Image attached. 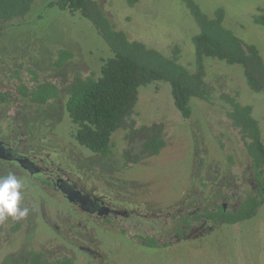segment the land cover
<instances>
[{
	"label": "rangeland",
	"instance_id": "1",
	"mask_svg": "<svg viewBox=\"0 0 264 264\" xmlns=\"http://www.w3.org/2000/svg\"><path fill=\"white\" fill-rule=\"evenodd\" d=\"M52 1L34 0L23 20L5 23L9 28L2 32L1 41L17 46V53L13 52V55L21 60L14 62L20 64L22 75L26 68L32 69L26 62V56L31 61L33 58L37 67L40 63V67L45 68L51 56L61 47L74 54V59L67 67L55 71V82L65 84L71 79L72 72L98 77L100 67L111 56L109 47L88 20L78 12L68 13L51 7L49 4ZM97 1L115 27L124 31L129 40L142 42L165 55H170V51L177 47L180 49L181 64L192 71L191 62L195 59L192 38L198 28L180 0H137L132 6L128 5V0ZM194 1L211 17L217 9H223L224 26L243 42L256 46L264 58V26H258L253 21L256 14L264 11V0ZM209 61L205 63L206 82L214 91L213 103L192 100L193 116L190 119H184L176 110L169 84L152 83L139 88V102L136 104L138 124L135 127L154 123L164 126L167 146L157 157L148 159L139 156L134 165L124 166L120 157L127 153L130 144L125 139L129 128L120 129L112 137L114 159L108 162L110 165L99 167L100 172H91L90 175L88 170L98 167V157H93L90 151L74 141L76 127L67 112L55 117L54 123L49 120L52 124L45 126L43 134L49 131L55 139V148L66 154L63 160L55 157L56 162L77 175L81 180L79 185L86 190H90L96 181L98 184L94 186L101 193H104V188L107 193H110L109 190L116 192L114 184H119L123 194L119 196L124 201L122 206L132 218L122 222L119 220L116 227L104 225L102 229L100 226V229H96V225L90 223L92 221L75 214L59 197H55V202L50 200L45 203L48 228L39 215L34 221L36 228L28 240L32 250L45 252L48 260H51L49 262L57 257H68L75 259L74 264H264V204L248 221L235 225L216 223L184 241L170 240L176 226L167 212L178 213L182 207L188 214L194 208L205 212L220 205L222 196L234 187L241 188L243 193L250 189L247 162L244 161L240 143L233 144L231 141L236 138L234 134L231 135L232 139L229 136L231 130L224 115L228 108L225 103L218 104L219 94L235 95L238 103L253 108L264 142V93L249 90L241 66ZM25 78L28 82L30 77ZM0 83L10 87L11 94L17 87L13 80ZM64 102L63 99L62 105ZM48 115H52L51 111L44 112L40 119ZM224 133L228 138L223 137ZM227 142L229 147L226 149ZM46 148L50 149L48 146ZM137 151L138 148L134 153ZM130 162L131 159L127 164ZM223 176L226 178L222 179ZM204 186H212L220 192L217 199H212L213 203L201 195ZM29 189L35 191L34 188ZM179 197L185 200L186 205H181L183 201L180 202ZM111 198L114 202L115 194ZM34 200L29 193L27 208L32 207L36 211ZM138 208L143 215L149 213L152 216L148 224L142 226L134 220L133 210L138 211ZM139 222H144L141 217ZM7 230L6 221L2 222L0 264H20L19 258L11 252H16L24 242L20 235L21 230L22 234L26 230V225H22L18 235H8ZM51 230L58 232V235ZM141 232L160 240V246H143L141 238L137 236ZM71 240L74 246L67 243ZM147 243L151 244V241ZM78 246L91 250L92 254L77 250Z\"/></svg>",
	"mask_w": 264,
	"mask_h": 264
},
{
	"label": "trees",
	"instance_id": "2",
	"mask_svg": "<svg viewBox=\"0 0 264 264\" xmlns=\"http://www.w3.org/2000/svg\"><path fill=\"white\" fill-rule=\"evenodd\" d=\"M135 2L137 0H128L129 6ZM180 2L187 8L198 28L192 38L195 48L192 71L181 64L180 49L177 47L170 56H165L142 42L130 41L123 31L116 29L95 0L56 1L55 6L59 10L78 12L87 19L112 52V57L103 63L97 79L77 76L67 88L65 109L76 126L73 138L79 146L103 157L110 156L112 136L120 129L130 128L126 137L134 132L133 124L129 123L138 101L139 88L152 83L169 84L175 108L185 119L190 118L192 100L211 99L205 82V63L208 60L241 66L249 90L264 93V58L256 46L243 42L224 26V10L217 9L211 17L194 0ZM33 3L34 0H0V23L23 20ZM253 21L258 26H264V11L256 14ZM59 56L57 66H61L70 54L61 51ZM24 92L37 103H46L59 93L57 87L49 83L39 85L32 93ZM222 99L229 106L226 116L239 129L255 174L262 175L259 170L264 167V144L258 122L253 116V108L241 105L234 98L223 96ZM142 131L141 153L159 155L166 146L163 127L154 125ZM261 192L259 196H249L236 212L225 211L220 207L216 212H205L203 217L229 225L250 220L264 203V193ZM151 245H154L153 241Z\"/></svg>",
	"mask_w": 264,
	"mask_h": 264
},
{
	"label": "flooded vegetation",
	"instance_id": "3",
	"mask_svg": "<svg viewBox=\"0 0 264 264\" xmlns=\"http://www.w3.org/2000/svg\"><path fill=\"white\" fill-rule=\"evenodd\" d=\"M56 1L58 0H53L49 5L51 7H56L55 6ZM95 1L100 7L98 1L97 0ZM100 9L110 20V17L105 13V11L101 7ZM17 22H20V21H17ZM8 28L9 26L5 25V23H0V36H2V32L6 31ZM6 43L7 42L1 41L0 39V81L5 82L6 80H13L17 83V87L14 90V93L11 94L10 87H6L2 85V83H0V176L7 175V173L10 171L14 172L18 176V178L22 179L25 183V188L23 191L22 206L27 207L28 195L30 193L31 197L32 198L34 197L36 200L34 201H35V206L37 208L36 211H34L32 207L29 208L28 214L22 219L14 220L12 218H9L8 220H6V225L8 226V230H7L8 235L11 233L13 235H18L17 233L20 232L22 225L23 226L26 225V230L24 231L23 234L21 230V235H20L21 237L24 238V242L20 245V248L16 252H11V253L14 254V255L12 254L13 256H17L19 258L20 264H74L75 259L73 258L71 259L68 257L67 258L57 257L56 260L54 258V261L49 262L51 260H48L45 252H42L41 250L40 251L32 250L29 245L28 240L34 234V230L36 228V224L34 223V221L36 220L38 215L40 219L44 221L43 224H45L47 228L49 226L47 218H46V214H45V203L46 202H51V201L55 202V197H59L66 204V206L70 210H72L75 214H80L84 216L85 220L92 221L90 223H94L96 225V229H100V227L102 229L104 225L106 226L111 225L113 227H116L118 226L117 224H119V220L120 222H122L124 221V219H129L130 217L132 218L131 214L127 212V210L123 208L122 206L124 201L121 197L123 196V194H121L122 192H120V189L122 187L121 186L118 187L119 184H114V186L116 187L115 188L116 192L109 190L110 193H107L106 188H104L103 190L104 193H101V191L98 190V187L94 186L95 184H98V182L96 181L93 187L90 186L91 187L90 190H86L82 188L79 185V181L81 180L78 178V176L70 173V170L63 168L60 162L59 163L56 162L55 157H57L58 160H63L65 159L66 154L62 153V151L59 150L58 148H55V139L52 136V134L49 131L43 134L44 133L43 130L45 129V126H47V124H52L50 121L54 123L55 117L58 118L59 116H61L63 112L66 111L65 102L67 100V88L74 82L76 77L77 76H80L82 78L92 77V78L97 79L100 76V71H99L98 77H94L93 75H90V74L83 75L82 73L72 72L73 74L71 75V79H69L68 82H66L65 84H60L59 82H55V80L57 79V78L55 79V71H60L61 69L67 67L68 64L71 63L72 59H74V54H72L69 50L63 49L60 47L57 49L56 53H55V49L53 50V52L57 55L56 60H55V54L52 55L50 58L51 60H48V62L50 61L49 65L45 68L40 67V63L38 64V67H37L36 66L37 63L34 61V59L32 58L33 61H31L30 59L28 60V58L30 57L26 56L25 57L27 60L26 62L29 63V66H31L32 69L27 70L26 68L24 71V74L22 75L21 73L22 69H21L20 64L18 65V64H15L14 62L18 60V58H16L13 55L14 54L13 52L17 53L16 52L17 46L15 44H6ZM61 51H65L69 53L70 57H68V59L64 61L61 66H57L56 64L57 62H59V59H60L59 54ZM109 51L111 52L110 49ZM171 53L172 51H170V55ZM162 54L165 55L164 53ZM170 55H165V56H170ZM110 57H112V52H111ZM110 57H108L107 59H109ZM212 61L216 62L218 60H210L209 62H212ZM209 62H207V64ZM101 67H100V70H101ZM190 69H192V67ZM25 75L30 77L28 82L25 81L26 80ZM206 78H207V66H206L205 82H206ZM45 83H49L57 87L59 93L56 98L55 97L51 98L46 103H37V102L32 101L30 96L24 94L25 93L24 91H27L29 93L36 91L39 85H42ZM4 88L6 89L4 90ZM207 89L211 96V99L209 101H203V100H198V99H194V100L199 101L201 103H208V104L213 103L214 91L208 84H207ZM223 96H227L229 98L235 97V95L219 94L218 100L220 102H218V104L220 103L224 104L225 101L222 99ZM63 99L65 100L64 105H62ZM235 99L236 98H234V100ZM138 102H139V97H138L137 104ZM55 105L57 106V109L55 108ZM228 107L229 106L227 105V108ZM136 108L137 106H135L134 108V114L132 117V121L129 123L131 125L133 124L134 132L132 133L130 137H126L127 135L125 136V139H127V141L130 144L127 149V153L121 154V157H120L121 160H123L124 166H127L129 164L134 165L135 164L134 161H137L136 159H139V156H143L146 158L148 157V159L157 157L161 155V153L167 146V143H166L165 148L161 151L159 155H156V156H148V154L141 153L143 137H144L143 136L144 131H142L143 128L152 127L154 125L155 126L161 125L163 127L162 134L164 137V126L162 123L160 124L154 123L152 125L140 126L139 128L135 127L136 124H138ZM47 111H51L52 115H48L43 120H41L40 119L41 115H43L44 112H47ZM224 115L228 123L227 125L230 127V130H231L230 135L227 132L226 133L230 136V138L232 134L235 135L234 137L236 138V140L233 139L231 141L233 144L240 143V146H241L240 149H241L243 158L245 159L244 161L247 162L246 171H248V183L250 185V189L249 191L243 193L241 191L242 190L241 188L234 187L225 196H222V203L220 205L213 206L210 210H206L205 212H211V211L216 212L217 209H219L220 207H222L225 211L236 212L237 210L241 208L242 204L245 202V200L249 196H252V197L259 196V191H262L261 193H264V167H262L259 170V173L262 175L257 176L253 170L251 158L246 152L239 129L235 128L231 124V121L226 116V112L224 113ZM192 116H193V112L191 113L190 118ZM126 125L129 126L128 124ZM139 131L141 135H139ZM227 134L224 133L223 137L228 138ZM139 136H140V139H139ZM261 136H262V133H261ZM164 140H165V137H164ZM227 141L229 142L228 139ZM111 142H112V138H111ZM228 142L226 144V149L229 147ZM133 143L135 144L133 145ZM46 146H48L50 149H47ZM222 146L224 147V145ZM135 147L138 148V151L136 153H134V150L136 149ZM90 153L94 155L93 157H98L97 160L99 161V162L97 161V164H96L98 167L91 168L88 170L90 175H91V172L92 173L100 172V170L98 169L99 167L110 165L108 164V162L112 161L115 157V154L113 152V147H112V153L108 157H103L99 154H94L92 152ZM137 154H141V155H137ZM127 157L131 159V162L128 164L127 162L130 159L126 160ZM226 158H228V156H226ZM224 176L222 179L226 178ZM132 187L134 191L135 189L134 183L132 184ZM29 188H34L35 191ZM203 189L204 190H201V195L206 196V199L209 201V203H213L212 199H217L218 198L217 196L220 195V192L218 190L217 191L214 190V187L212 186L210 187L204 186ZM126 193H129V192L127 191ZM191 193L194 194V192H191ZM113 194H115V197H116L114 202L111 198ZM194 195H197V194H194ZM44 197H46L45 198L46 200H44ZM183 200L182 198L179 197L180 202H182ZM184 201L182 202L181 205H186ZM188 203H191V202H188ZM138 205L140 204L138 203ZM261 207L262 205L260 206V208ZM182 209L179 210L178 213L168 214L167 212V215H169L168 217L173 218L174 220L173 222L176 226L174 228L173 236L170 238L171 241L173 239L175 241H184L185 239H187V237L193 234L196 235L197 233H203L205 230L210 229L212 227V224L220 223L224 225H229V224L220 222L217 219L203 217V215L205 214L204 211L199 212L197 209L194 208L193 212L191 214H188L184 211L183 207ZM133 211H134L135 221L142 224V226L144 223L148 224L147 221H149V218L151 216L149 213H146L143 215L139 211V208H138V211L136 209ZM180 211H183V212H180ZM140 217H141V220L144 222L142 223L139 222ZM232 225H235V224H232ZM0 228H1V223H0ZM56 228L57 227H55V229ZM51 231L53 233L55 232V234L58 235V232L53 231V230ZM78 231H80V228H78ZM141 233L140 234L138 233L137 236L141 238L143 246L145 247H159L160 246L161 243L158 244L160 240L154 238V236L148 235L147 233H142V234ZM148 241H153L154 245L147 243ZM67 243L70 246H74V241L67 242ZM77 250H84L85 253H87L88 255L92 254L91 250L89 251L88 249L82 246H78Z\"/></svg>",
	"mask_w": 264,
	"mask_h": 264
},
{
	"label": "clouds",
	"instance_id": "4",
	"mask_svg": "<svg viewBox=\"0 0 264 264\" xmlns=\"http://www.w3.org/2000/svg\"><path fill=\"white\" fill-rule=\"evenodd\" d=\"M25 183L14 172L0 176V223L9 218L19 220L29 209L22 206Z\"/></svg>",
	"mask_w": 264,
	"mask_h": 264
}]
</instances>
